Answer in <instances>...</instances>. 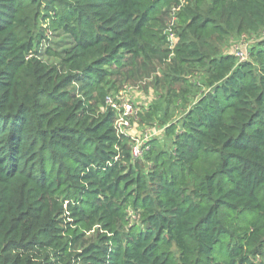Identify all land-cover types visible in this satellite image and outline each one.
Wrapping results in <instances>:
<instances>
[{
  "label": "trees",
  "instance_id": "16d2710c",
  "mask_svg": "<svg viewBox=\"0 0 264 264\" xmlns=\"http://www.w3.org/2000/svg\"><path fill=\"white\" fill-rule=\"evenodd\" d=\"M194 2L163 48L178 0H0V264H264V38L221 49L264 0ZM151 56L184 110L133 158L106 98Z\"/></svg>",
  "mask_w": 264,
  "mask_h": 264
},
{
  "label": "rangeland",
  "instance_id": "374dc122",
  "mask_svg": "<svg viewBox=\"0 0 264 264\" xmlns=\"http://www.w3.org/2000/svg\"><path fill=\"white\" fill-rule=\"evenodd\" d=\"M178 2L179 6L175 8L176 11L172 10V7H174V4H172L171 15L166 16L163 21L165 25L163 33L166 35L167 39L168 37L171 38L173 44H176L178 41V34L182 30L179 15L182 14L183 10L187 7L195 9L194 0H178ZM208 5L209 1H203L199 11H206ZM263 38L264 30L244 35L233 34L222 43L221 49L224 53H232L235 56H237L238 52H241L244 56V60L247 59L248 49ZM70 43V38L61 31L48 33V46L55 51H62L68 48ZM170 45V43H167V46L165 44L163 48H169ZM170 58L172 57H165L161 64H158L151 56L150 59H153L152 62L155 64L154 73L152 71L147 75L146 72H144L143 74H138L139 76L136 75V77H131L128 81L122 83L118 82L117 86H119V88L108 94L117 104H130L137 109V119L132 121L131 127L127 129L125 133L131 138H138L140 144H144V138L147 136L148 132L150 130L155 131V129H158V133L150 136V138H156L163 142L165 136L163 132L164 125L161 123L162 120L169 123L178 119L183 113L184 109L182 108L181 102H175L176 98L172 96V94L176 96L181 93L179 86L172 84L164 75L165 70L168 68V64H170ZM146 61L148 62V68H150L152 64L149 60ZM184 78L189 84H195L200 80L195 72L193 76H184ZM184 89H188V87L185 86ZM193 93V91L190 92V94ZM189 98V100H191L192 97Z\"/></svg>",
  "mask_w": 264,
  "mask_h": 264
},
{
  "label": "built area",
  "instance_id": "2783aa9c",
  "mask_svg": "<svg viewBox=\"0 0 264 264\" xmlns=\"http://www.w3.org/2000/svg\"><path fill=\"white\" fill-rule=\"evenodd\" d=\"M179 5L173 7L172 10L176 11V7L178 8ZM168 43H170V47L172 48L175 43L171 42V38L168 37ZM239 60H243V54L241 52L237 53L236 56ZM106 104L111 107L115 112V121L114 127L116 128L117 133H125L127 129L131 127V123L133 120L137 119L138 111L130 104H117L115 101L112 100L109 96L106 98ZM157 134V129L150 130L147 136L144 138L145 143L150 140V136ZM132 139V149L131 154L133 158H139L143 152V145L140 144V140L138 138H131Z\"/></svg>",
  "mask_w": 264,
  "mask_h": 264
}]
</instances>
